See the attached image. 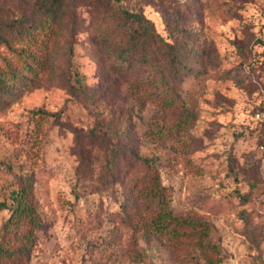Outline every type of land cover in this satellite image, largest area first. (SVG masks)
<instances>
[{
	"label": "rangeland",
	"instance_id": "1",
	"mask_svg": "<svg viewBox=\"0 0 264 264\" xmlns=\"http://www.w3.org/2000/svg\"><path fill=\"white\" fill-rule=\"evenodd\" d=\"M49 1L0 0V27ZM61 8L43 70L0 94V243L25 264H264V0ZM107 8L153 22L173 78L164 55L128 68L109 52ZM11 54L0 44V69ZM22 188L35 220L5 226Z\"/></svg>",
	"mask_w": 264,
	"mask_h": 264
},
{
	"label": "trees",
	"instance_id": "2",
	"mask_svg": "<svg viewBox=\"0 0 264 264\" xmlns=\"http://www.w3.org/2000/svg\"><path fill=\"white\" fill-rule=\"evenodd\" d=\"M108 4L118 2L119 0H103ZM62 0H50L45 8L41 11L39 17L31 18L32 22L28 27L13 29L14 24L21 21L16 20L8 26L0 27V44L4 45L12 52L10 58L5 62V65L0 69V94L8 91L10 85L15 84L19 80L25 82L24 73L34 79L38 71L43 70L46 62V55L52 47L55 40L62 36L59 27L63 14ZM108 16L106 19L113 23L104 24L102 36L105 43L108 44L109 52L115 55L122 65L131 68L135 65H142L143 62H149L151 65H156L155 58L158 55H164L167 64H169V72L166 73L164 79L174 77V72L179 69L176 58L172 51V45L159 35L155 30L153 22L145 16L144 13L122 9V8H107ZM113 27L115 34L108 32ZM9 30L8 33L6 30ZM13 29V30H12ZM21 46H15L16 44ZM142 51L141 55L138 52ZM154 58V59H152ZM141 60V61H140ZM120 64V65H121ZM155 80L149 79L148 83ZM50 82V81H49ZM169 103L171 98H165ZM39 114H42L38 110ZM146 196L151 198L157 197L156 204H159L158 218L170 216L169 211L165 208V192L163 186L154 178H150L145 186ZM26 191L24 188L18 191L14 196L17 204L13 208L12 215L14 220L7 221L5 226H13L19 219H28L34 221L31 207L26 203ZM3 204H0V209ZM28 238L26 237L25 240ZM26 245V243L24 244ZM21 253L18 256L7 246V242L0 243V263L6 259H12L14 264H25L28 255L26 247H22ZM11 262V263H12Z\"/></svg>",
	"mask_w": 264,
	"mask_h": 264
},
{
	"label": "built area",
	"instance_id": "3",
	"mask_svg": "<svg viewBox=\"0 0 264 264\" xmlns=\"http://www.w3.org/2000/svg\"><path fill=\"white\" fill-rule=\"evenodd\" d=\"M227 264H233V263H227Z\"/></svg>",
	"mask_w": 264,
	"mask_h": 264
}]
</instances>
